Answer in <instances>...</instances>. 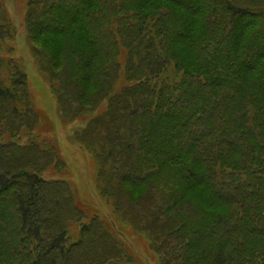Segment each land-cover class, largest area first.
<instances>
[{"label":"trees","instance_id":"16d2710c","mask_svg":"<svg viewBox=\"0 0 264 264\" xmlns=\"http://www.w3.org/2000/svg\"><path fill=\"white\" fill-rule=\"evenodd\" d=\"M25 21L105 212L43 176L65 161L0 57V264H135L126 229L156 264H264V0H27Z\"/></svg>","mask_w":264,"mask_h":264},{"label":"rangeland","instance_id":"374dc122","mask_svg":"<svg viewBox=\"0 0 264 264\" xmlns=\"http://www.w3.org/2000/svg\"><path fill=\"white\" fill-rule=\"evenodd\" d=\"M1 12L0 22L6 23L10 30V36L0 42V57L4 61L2 78L7 79V62L10 60L21 61L27 74L26 87L29 98L42 116V124L39 129L35 130V135L39 134L41 139L47 142L55 141L60 155L65 161L63 170L52 171L50 169L43 176L47 179L66 180L73 186L77 196L83 199L91 210L105 212L103 198L94 187L95 167H93L88 154L72 139L71 130L63 124L56 110V104L54 105L53 99H51L52 94L45 88L46 85L36 72L35 62H33L36 49L34 50L32 47L34 42L31 40L25 21L27 0H0V14ZM26 136L23 135L12 140L18 141L20 144L26 143L28 140ZM71 227L75 228L76 226L72 225ZM124 234L125 244L132 252L135 264H156V255L144 237L130 229H126Z\"/></svg>","mask_w":264,"mask_h":264}]
</instances>
